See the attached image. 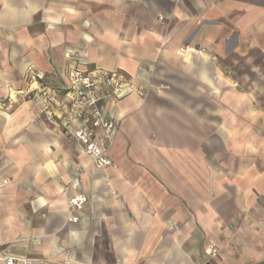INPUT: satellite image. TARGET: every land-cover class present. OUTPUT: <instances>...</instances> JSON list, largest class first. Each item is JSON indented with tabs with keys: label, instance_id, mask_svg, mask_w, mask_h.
Returning a JSON list of instances; mask_svg holds the SVG:
<instances>
[{
	"label": "crops",
	"instance_id": "crops-1",
	"mask_svg": "<svg viewBox=\"0 0 264 264\" xmlns=\"http://www.w3.org/2000/svg\"><path fill=\"white\" fill-rule=\"evenodd\" d=\"M73 56L146 88L108 105L106 169L21 92L31 69L67 85ZM0 252L264 264V0H0Z\"/></svg>",
	"mask_w": 264,
	"mask_h": 264
},
{
	"label": "built area",
	"instance_id": "built-area-1",
	"mask_svg": "<svg viewBox=\"0 0 264 264\" xmlns=\"http://www.w3.org/2000/svg\"><path fill=\"white\" fill-rule=\"evenodd\" d=\"M189 46L183 47L186 50ZM201 54L206 50L199 49ZM29 78L37 83L34 90L21 91L29 96L35 91L43 102L45 118L59 126L67 136L74 137L80 150L86 154L97 169H106L114 164L110 149L118 130L116 120L110 116L108 105L111 101L131 93L144 96L146 88L136 85L134 79L123 71L108 70L101 67L84 68L80 66L77 56L72 57L68 67V84L64 87L54 86L44 75L31 69ZM6 109L10 102H4ZM69 186L79 187L82 172L79 171ZM83 193L68 200L69 207L81 209L86 202ZM77 221V217L71 218ZM212 254L216 248L209 249ZM1 264H26L24 259L3 255Z\"/></svg>",
	"mask_w": 264,
	"mask_h": 264
}]
</instances>
